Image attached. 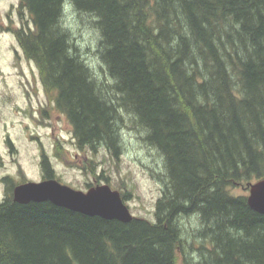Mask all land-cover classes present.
Instances as JSON below:
<instances>
[{"label":"trees","instance_id":"1","mask_svg":"<svg viewBox=\"0 0 264 264\" xmlns=\"http://www.w3.org/2000/svg\"><path fill=\"white\" fill-rule=\"evenodd\" d=\"M68 1L92 16L105 82L62 25ZM18 8V45L76 148L118 159L126 114L164 172L154 220L128 222L15 202L4 177L0 264H264V214L234 192L264 177V0H19ZM41 166L54 177L44 155ZM191 216L199 227L189 243L180 220Z\"/></svg>","mask_w":264,"mask_h":264},{"label":"rangeland","instance_id":"2","mask_svg":"<svg viewBox=\"0 0 264 264\" xmlns=\"http://www.w3.org/2000/svg\"><path fill=\"white\" fill-rule=\"evenodd\" d=\"M18 3L0 0V199L6 194L4 177L14 185L41 180L44 155L54 177L62 183L84 191L104 182L113 189L127 190L130 195L125 203L130 212L154 220L155 202L162 189L157 175L164 172L161 154L144 141L146 131L127 121L126 114L118 159L102 149L91 153L76 148L70 123L52 107L35 63L24 56L16 40L14 30L22 25ZM91 21L89 14L71 8L64 13L62 25L83 52L84 61L104 81L106 76L95 54L99 34ZM234 192L248 194L241 185H236ZM180 226L184 241L190 243L199 222L192 216L181 217Z\"/></svg>","mask_w":264,"mask_h":264},{"label":"water","instance_id":"3","mask_svg":"<svg viewBox=\"0 0 264 264\" xmlns=\"http://www.w3.org/2000/svg\"><path fill=\"white\" fill-rule=\"evenodd\" d=\"M241 186L248 191L246 200L249 207L264 214V177ZM12 199L18 203L49 201L82 214L122 222H128L134 217L120 191L105 182L89 186L84 191L63 184L55 178L28 180L13 186Z\"/></svg>","mask_w":264,"mask_h":264},{"label":"bare ground","instance_id":"4","mask_svg":"<svg viewBox=\"0 0 264 264\" xmlns=\"http://www.w3.org/2000/svg\"><path fill=\"white\" fill-rule=\"evenodd\" d=\"M67 6H70V9H71V8L74 9V7H73L72 3H70V1L67 2ZM66 9H69V8H66V7H65V10H66ZM98 60H99V62H100V59H98ZM98 60H97V61H98ZM84 63L87 64L86 61H84ZM93 64H94V63H93ZM88 65H89V63H88ZM86 66H87V65H86ZM90 66H91V64H90ZM106 66H107V65H106ZM93 69L95 70V68H93ZM105 79H106V78H105ZM155 175H156V174H155Z\"/></svg>","mask_w":264,"mask_h":264},{"label":"flooded vegetation","instance_id":"5","mask_svg":"<svg viewBox=\"0 0 264 264\" xmlns=\"http://www.w3.org/2000/svg\"><path fill=\"white\" fill-rule=\"evenodd\" d=\"M44 177V176H43Z\"/></svg>","mask_w":264,"mask_h":264}]
</instances>
